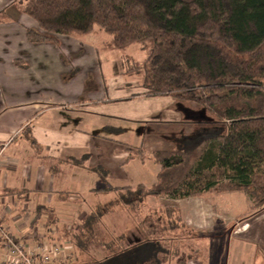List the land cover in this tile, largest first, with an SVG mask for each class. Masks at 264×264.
<instances>
[{
  "label": "trees",
  "instance_id": "obj_1",
  "mask_svg": "<svg viewBox=\"0 0 264 264\" xmlns=\"http://www.w3.org/2000/svg\"><path fill=\"white\" fill-rule=\"evenodd\" d=\"M17 1L37 23V29H27L31 44L101 31L110 37L108 50L126 52L141 45L148 53L135 72L142 79V95L195 106L197 112L189 110L188 119L170 123L176 131L169 148L150 156L143 149L126 148L130 156L125 163L138 159L161 168L154 185L123 188L121 203L133 210L149 197L179 200L242 191L254 209L264 208V0ZM10 13L4 10L0 23L12 19ZM106 130L121 132L113 126ZM30 142L38 148L34 139ZM91 157L72 161L83 166ZM93 171L104 179L109 175L102 166ZM36 213L47 214L54 223L52 210L41 206ZM108 213L100 206L81 220L74 236L79 249L87 251L96 238L104 237L97 227ZM180 222L173 229L189 232ZM117 240H100L109 254L87 264H163L160 256L168 254L158 239L130 240L126 247L122 237Z\"/></svg>",
  "mask_w": 264,
  "mask_h": 264
},
{
  "label": "crops",
  "instance_id": "obj_2",
  "mask_svg": "<svg viewBox=\"0 0 264 264\" xmlns=\"http://www.w3.org/2000/svg\"><path fill=\"white\" fill-rule=\"evenodd\" d=\"M10 14L12 19L0 23V195L6 190L22 193L3 196L0 214L4 217L6 225L3 227L8 233L26 245L35 246L42 241L39 243L37 235L33 237L31 234L41 233L47 238L49 233L52 234V231H47L55 229L53 224L67 227L69 220L62 218L61 210H69V213L73 210L78 215L89 214L94 206L88 211L87 201L81 198L111 196L110 191H98L107 186L96 187L97 183L93 184L88 174H84L93 171L90 160L83 166L72 161L94 150L95 137L106 138L100 134H106V128L112 127L110 122L113 121V127L127 134L124 123L137 126L142 121L156 122L158 119L168 124L180 123L190 114L181 112L183 103L171 97H145L141 85L131 82L122 73L117 76L111 69L112 58L122 65L123 58L128 55L121 52V57L112 56L115 51L106 48L110 37L104 38V32L58 36L55 42L31 44L25 31L27 28L37 29V23L25 14L17 17ZM21 21L23 26H18ZM105 53L111 55L103 60L101 54ZM19 60L24 61L28 69L18 67L16 62ZM99 118L108 120L100 125L98 130L101 133L96 135L94 120ZM136 126H133L136 129L132 131L133 137L134 133L141 135V127ZM27 128L38 148L24 134ZM163 133L165 131L158 132L156 138L160 139ZM134 140L135 137L132 143L126 144L134 145ZM166 141L171 146L172 138L160 139L161 143L167 144ZM136 160L141 162L135 159L117 166L125 169ZM76 172L82 176H76ZM159 172L160 169L157 176ZM70 196L76 199L77 210L73 208L74 202L69 201ZM207 196L189 198L194 200L187 206L193 215L181 212L188 229L201 231L213 226H202L200 213L203 205L197 207L203 199H208ZM81 201L85 203L79 207ZM16 206L30 211L44 206L52 210L54 223L44 215L33 221L29 216H16ZM75 214L72 218L78 219Z\"/></svg>",
  "mask_w": 264,
  "mask_h": 264
},
{
  "label": "rangeland",
  "instance_id": "obj_3",
  "mask_svg": "<svg viewBox=\"0 0 264 264\" xmlns=\"http://www.w3.org/2000/svg\"><path fill=\"white\" fill-rule=\"evenodd\" d=\"M3 1L5 4L0 0V16L4 10L14 13L16 17L24 14L22 12L24 5L20 4L17 0ZM22 23L23 21L17 25L20 26ZM27 29L25 31L26 34ZM102 34L104 38H107L108 35ZM26 39L28 40L27 36ZM111 53L101 54V59H107V56H110ZM124 53H127L126 55L128 56L123 58L122 65H120L121 62L112 58L111 69L117 76L122 73L131 82L140 84L142 79L135 72L137 67L141 66L146 60L148 56L147 51L141 45H135ZM120 55L121 51L112 53V56L121 57ZM16 65L22 69H28L24 61ZM23 65L26 67H23ZM194 109V105L187 103H184L182 107V110L185 112L189 110L195 111ZM192 114L191 117L193 116ZM107 120L106 118L94 120L96 135H98L97 133H101L98 129ZM168 123L161 119H158L156 122L142 121L137 123V126L132 123H124L127 134L111 130L110 132H106V134H100L103 135L102 137L108 138V140L100 138V136L94 138L96 140L94 150H91L90 153L88 152L92 156L89 161L90 167L102 166L107 170L109 169L110 178L104 180L101 174L91 169V171L84 174H88L89 181L93 184L97 183L96 187L105 185L108 188H112V193L111 196L93 195L92 197L84 196L81 199L87 201L88 211H90L92 206H94L92 207V211L96 210L97 206L106 207L109 210V213L103 219L105 223H101L97 227L102 231L101 234L104 237L101 239L100 237L96 238L94 245L92 244L87 251H82L78 248V243H76L74 236L81 220L88 214L78 215L73 210H70L71 213H69V210H61L60 214L64 215L62 218L65 217L66 220H69V224L68 221L66 223L68 224L67 227L53 224L55 229H53L52 234H48L49 237L47 238L44 234L37 232L31 234L33 237L37 235L39 243L47 240L51 245H59L64 248V253L55 258L50 264H87L101 261L109 254V252L104 251V247H101V243H109L110 240L114 239L120 240V237L123 238V241L120 242L123 247L130 240L144 241L158 239L162 241L164 246L168 248V254L160 256L163 264H264V208L254 209L250 198L242 191L225 192L227 194L220 193L224 194L220 196H217V193L214 192L208 195V199H203V204L201 203L197 207L203 205V211L200 213L202 214L200 217L202 226L204 228L209 224L213 226L201 231L189 229V232L183 229H173V227L175 223H181L180 221L183 220L181 212H184L185 215H193V212L188 210L187 206H189L190 202H194V200H190L189 198L174 200L167 196L149 197L142 206L135 207L133 210L130 206H125L119 201V194L125 187L130 186L131 189L136 190L140 184L145 187L154 185L157 181L156 172L160 169L159 165L155 162L145 161L142 163L137 162V160L135 163H129L127 168L120 169L117 165L125 162L130 156V153L124 151L127 147L134 149V151L143 149L150 156L155 150L167 149L170 147V143L168 141H166L167 144L161 143L160 139L166 140L173 136L172 132L176 131L171 129L172 127L168 129V126H171L170 124L167 125ZM110 124L113 126L115 123L112 121ZM133 126L141 127V135L139 136V133H134L136 134L134 136L135 144L128 145L126 143H132V138L134 139L132 131L136 129ZM28 130L27 128L24 134L31 140L33 137L29 136L30 132ZM160 131H165V133L159 136L160 139H157V133ZM142 142L145 143L141 145ZM76 176H82V173L76 172ZM3 196L11 197L17 195L1 194L0 197L2 198ZM68 199L70 202H74L73 208L76 207L77 210L76 199L71 196ZM85 201H81L79 207H82ZM36 212V210L30 211V209L19 207L15 209L16 216H22L23 218L29 216L32 221L34 218L40 219L42 216H39ZM74 213L79 216L78 219L77 217L75 219L72 218V214ZM43 215L48 219L49 216L47 214ZM166 221L171 225L166 224ZM0 225L2 227L6 225L4 217L1 214ZM3 230H6V228ZM190 239L191 241H189ZM17 242L23 243V240L18 239ZM177 251L179 252L178 255L175 254ZM6 254V252H0V264H10V260Z\"/></svg>",
  "mask_w": 264,
  "mask_h": 264
},
{
  "label": "built area",
  "instance_id": "obj_4",
  "mask_svg": "<svg viewBox=\"0 0 264 264\" xmlns=\"http://www.w3.org/2000/svg\"><path fill=\"white\" fill-rule=\"evenodd\" d=\"M3 229L0 225V240L3 246L0 252L7 253L10 264H50L64 253V248L51 245L48 241L35 245L36 247L17 242L12 234Z\"/></svg>",
  "mask_w": 264,
  "mask_h": 264
}]
</instances>
